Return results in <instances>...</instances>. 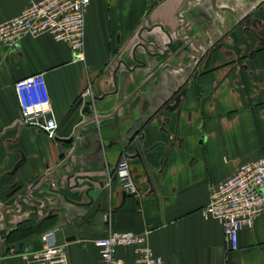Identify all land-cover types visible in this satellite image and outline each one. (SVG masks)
<instances>
[{
  "label": "crops",
  "instance_id": "obj_1",
  "mask_svg": "<svg viewBox=\"0 0 264 264\" xmlns=\"http://www.w3.org/2000/svg\"><path fill=\"white\" fill-rule=\"evenodd\" d=\"M30 1L0 0V24ZM84 56L50 33L0 42V264H27L52 230L70 264H105L111 229L146 234L168 264H264V211L237 249L202 214L264 156V0H90ZM39 72L55 139L20 121L15 83Z\"/></svg>",
  "mask_w": 264,
  "mask_h": 264
},
{
  "label": "built area",
  "instance_id": "obj_2",
  "mask_svg": "<svg viewBox=\"0 0 264 264\" xmlns=\"http://www.w3.org/2000/svg\"><path fill=\"white\" fill-rule=\"evenodd\" d=\"M89 4L90 0H31L19 15L0 24V42L11 47L25 36L50 33L56 40L67 42L77 59H84ZM15 89L21 123L37 126L55 139L59 122L53 111L45 73L17 80ZM116 174L127 191L138 193L126 158L118 163ZM263 187L264 156L240 164L232 175L212 188L210 201L202 214L221 222L231 249L239 247L243 227H252L264 211ZM41 239L44 243L41 249L25 254L27 264H70L65 245L57 242L55 230L43 233ZM95 244L105 264H168L162 255L154 252L144 233L111 229L106 236L96 239ZM122 246L133 247L135 257L132 261L118 255V248Z\"/></svg>",
  "mask_w": 264,
  "mask_h": 264
},
{
  "label": "water",
  "instance_id": "obj_3",
  "mask_svg": "<svg viewBox=\"0 0 264 264\" xmlns=\"http://www.w3.org/2000/svg\"><path fill=\"white\" fill-rule=\"evenodd\" d=\"M91 103H92L91 97H90V95H87L86 96V105H85V109H84L85 112H88L90 110ZM133 194H135V193H133Z\"/></svg>",
  "mask_w": 264,
  "mask_h": 264
},
{
  "label": "trees",
  "instance_id": "obj_4",
  "mask_svg": "<svg viewBox=\"0 0 264 264\" xmlns=\"http://www.w3.org/2000/svg\"><path fill=\"white\" fill-rule=\"evenodd\" d=\"M22 226V225H21Z\"/></svg>",
  "mask_w": 264,
  "mask_h": 264
}]
</instances>
